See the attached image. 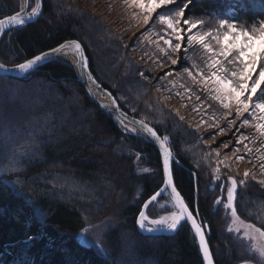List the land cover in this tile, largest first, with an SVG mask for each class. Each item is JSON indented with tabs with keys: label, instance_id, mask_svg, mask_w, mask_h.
Masks as SVG:
<instances>
[{
	"label": "trees",
	"instance_id": "16d2710c",
	"mask_svg": "<svg viewBox=\"0 0 264 264\" xmlns=\"http://www.w3.org/2000/svg\"><path fill=\"white\" fill-rule=\"evenodd\" d=\"M16 1L0 0V18L18 7ZM73 4L69 8L56 0H44L43 12L35 22L5 33L0 43V60L17 64L66 39H79L96 78L113 93L120 106L153 125L162 137H169L170 146L183 165L175 164V183L206 226L216 264H239L245 257L239 255L235 238L224 229L229 212L222 204H213L200 160L192 151L196 145L188 142L196 136L161 100L160 93L165 91L164 86H170V80L177 84L191 81L186 75L181 79L175 74L159 80L162 74L153 72L159 68L153 59L144 57L154 70L144 69L129 54L130 45H124L121 33L82 4ZM189 7L191 13L186 12V16L209 22L233 16L236 23L251 25L264 19V0H196L195 7ZM96 35L104 43L103 52L110 56L114 78L96 59ZM152 46L148 53L155 57L156 45ZM196 51L189 50L192 59L186 61V66L193 61L201 63ZM173 70L179 72L180 65ZM140 71L148 79L141 78ZM34 87L35 93L50 96L34 108L35 113L30 115L34 121L27 119L17 105L0 101V119L5 126L0 136L6 132L10 137L0 162V264H129L134 258L138 264H204L188 223L184 222L171 235H145L137 226L143 202L163 184L161 157L155 145L124 133L89 96L74 70L61 60L47 62L21 78L0 77V90L4 92L15 89L20 96ZM158 87L162 90L157 91ZM34 97L39 99L36 94ZM192 103H196L195 97ZM206 105H211L208 110L219 109L216 116L223 112L215 101L207 100ZM63 116L69 118L61 123ZM245 117L251 120L247 114ZM24 122L33 129H44L37 135L32 128L26 131ZM12 125L20 129L19 136L14 129L9 131ZM14 154L17 160L13 159ZM143 167L149 171H140ZM106 172L109 178L103 175ZM111 187L118 190L111 196L112 202L107 205L101 192L95 209L89 193H94L95 188ZM80 188L86 192H78ZM238 193V214L264 229V189L251 180ZM165 198L166 195L160 197L147 213L157 216L168 212V206H160L158 213L153 209ZM104 215H111L115 225L104 235L101 251L99 245L81 242V233L92 222L91 216ZM128 236L134 241L127 242L129 263L123 246Z\"/></svg>",
	"mask_w": 264,
	"mask_h": 264
},
{
	"label": "snow or ice",
	"instance_id": "6c2138e0",
	"mask_svg": "<svg viewBox=\"0 0 264 264\" xmlns=\"http://www.w3.org/2000/svg\"><path fill=\"white\" fill-rule=\"evenodd\" d=\"M124 3L128 7L140 10L135 15L138 19L142 17L144 25H148L154 19L153 14L155 13V20L163 29L159 33V41H162L163 45L158 41L156 42L155 57L147 52L145 55L153 59L154 66L167 69L159 77V80L164 81L175 74L181 79L186 75L188 80L191 81L190 84L187 82L177 84L174 80H170V86L164 87L169 97L173 95L179 97L184 106H187L188 101L195 97L196 103L192 104L191 111L200 117L202 125L217 129L214 134L209 135L208 139H214L215 135L224 134L236 124L238 119L244 118L240 127H254L262 138L261 145L264 146V19L251 25H245L236 23L235 17L229 16L228 18L218 19L215 22V27H208L205 20L192 18L190 15L186 16V12L191 13L189 6L195 7L196 0H124ZM38 15L37 8H32L27 17L22 15L20 11L7 15L5 18L0 19V36L4 34L6 29L24 26L27 20L36 18ZM67 49L73 50L82 72L88 69V60L86 56L82 55L84 49L81 43L73 40L60 43L57 47L33 55L32 58L25 59L23 62L15 64L14 67H6L4 63H0V77H6L12 73L30 74L52 59L67 56L69 54L66 51ZM189 49L202 52L200 56L201 63L193 61L190 66H186V61L192 59L188 55ZM178 64L180 65V71L174 73L171 66ZM139 75L143 79H148L142 71L139 72ZM88 76L89 82L96 84L99 88L100 85L92 78L91 72H88ZM159 90L158 87L157 91ZM105 94L111 97L110 92H105ZM207 100L219 104L223 109L220 116H216L215 113L209 115L208 108L211 105H206ZM103 107L118 114L125 131H134L138 126L139 130L145 133L146 138L152 140L153 143H157L161 150L163 158L162 180L165 187L143 202L136 219L140 230L150 233L156 231L175 232L179 226H182V221L190 222L195 237L199 240V248L203 253L204 261L207 264H212L209 245L205 238L206 226L202 221H198L196 210L194 208L190 210L189 204L185 203V198L182 197L181 192L177 191V186L174 184L176 161L172 151L167 146L170 144L169 137L164 135L161 139L158 131L154 127H150L144 119L138 121L134 118L128 119L127 124L132 125V128H128L127 124H124L126 114L119 111V105L115 98H112L111 105H104ZM245 114L251 117V120L246 118ZM183 119L184 117H180L181 121ZM220 120L225 121L223 127L218 123ZM3 127L5 126L0 121V129ZM12 129L15 130L14 134L19 136L20 129L16 125H12L9 131H12ZM196 131H199V128ZM237 132H239V129H237ZM6 139H10V137H6ZM246 140H249V137L243 133L236 139L233 155L238 160L245 159L244 155H237L241 152L240 145H243L245 153L251 155L253 152L249 144L244 143ZM221 144L225 149L229 148L228 142L222 141ZM5 148L6 145L0 144V157L4 155ZM256 152L259 153L260 149H256ZM215 156L218 161L214 170L216 173L215 179L219 180L222 174L219 165L222 164L227 168L230 161L226 155L221 159L219 152H216ZM16 158L14 154L13 159ZM257 163L260 169L264 171V155L260 156ZM11 170L15 171V169ZM143 171L148 172L149 169L146 168ZM223 175L226 177V183L217 186L226 191L227 204L224 207L230 208L232 216L236 217L237 209L233 204L237 198L238 186L247 187L251 173L245 171L243 177H233L230 173H223ZM259 183L264 185V180L259 181ZM169 188L178 212L170 216H162L159 219H150L147 210ZM220 203L222 201L217 200V204ZM244 227L254 231L260 237H264V231L261 228H255L254 225H244ZM89 231V229H84V233H89ZM250 231L245 232V237L250 236ZM84 233L81 234V242H83ZM251 238L255 239V237ZM250 251L258 254L260 258L256 260V264H261V261H264V246L257 247L253 244L250 246ZM251 259H256V257L252 256Z\"/></svg>",
	"mask_w": 264,
	"mask_h": 264
},
{
	"label": "rangeland",
	"instance_id": "374dc122",
	"mask_svg": "<svg viewBox=\"0 0 264 264\" xmlns=\"http://www.w3.org/2000/svg\"><path fill=\"white\" fill-rule=\"evenodd\" d=\"M31 1L32 2H31L30 9L34 8L35 3H36V0H31ZM56 1L62 6L65 4L64 7L68 6L69 8L71 5L75 6L73 2H76V3L78 2L82 4L83 7L88 9L90 12L95 13L96 16L100 17L101 21L106 22L110 28L117 30L119 33H121L124 36V39H123L124 45H128V44L130 45L131 53L129 54L136 57L135 60L139 61V64L143 65L144 69L146 70L150 69L152 71L154 70L151 62H149L144 57H146L145 53L146 52L148 53V50L151 47H153L152 46L153 44L156 45L157 41L161 45H163V42L159 41V33H161L163 29H162V26L159 25L158 21L155 20V13L153 14L154 19L150 21L148 25H144L142 23V17L138 19L136 18V15H135L136 13H139L140 10L128 7L124 3V0H56ZM16 2L18 4V7L15 10L20 8V5H21L20 0H17ZM201 19L205 20L208 27H215V22L218 21V20L216 21L213 20L209 22L208 19H205V18H201ZM100 39H101L100 36L98 35L95 36L96 43H94V46H95V52H96V59L99 62V64H101L102 69L105 70L106 73L108 72L110 77H113L114 69L109 64L110 56L107 53L103 52L104 43L100 42ZM199 54L201 55L202 52L197 50L195 52L197 59L200 58ZM171 67L173 68L175 66H171ZM166 70L167 69L163 67H159L157 70H154L153 72L159 75V74H163ZM34 90H35V87L32 88V90L24 91L19 96L17 93L14 92L15 89L11 92L8 90L4 92V90L1 89L0 95L3 98H0V101L2 102L5 100L9 101V103H12V107L14 106V104L17 105V109H20L25 114L27 119L30 118V121L31 120L34 121V118H32V116L30 117L32 113L33 114L35 113L34 108L38 105L39 102H41L43 98L50 97L48 96V94L47 95L41 94L40 91L35 93ZM32 91L34 93H32ZM35 94L39 96V99L34 97ZM160 96L164 104L172 111V113L176 114L179 120H180V117H184L183 121L181 120L180 121L184 123V125H186L187 128L190 129V131L195 133L196 138H194L193 141H188V142L192 144L195 143L194 145H196V148H194V150L192 151L197 156V158L200 160L198 161L200 164V170L202 171L203 179H205L206 183L209 185L208 186L209 191L211 192L210 197L213 199V204L218 205V206L222 204L223 207L225 204H227L226 191L222 187L217 186V185H223L226 183V177L223 175V173H230L233 177H243L244 172L248 171L251 173L249 177V181L251 180L255 181L261 189H264V185L259 183V181L264 180V171L260 169L259 164L257 163V161H259L260 156L264 155V146L261 145L260 141L262 138L256 132L254 127L252 126L240 127L242 120H243V118H240L236 121V124L231 129L226 131L224 134L215 135L214 139H208L209 135L214 134L217 131V129L208 128L201 124L200 117L191 111L193 99L191 101H188L187 106H184L181 103V100L179 97L175 95L169 97L167 95L166 90L165 91L162 90L160 93ZM217 110L219 109H216L215 107L214 110L213 109L208 110V113L209 115H211L212 113H215ZM177 113H179V115H177ZM67 117L69 118V116H66V117L63 116L60 122L63 123L64 121H66L68 119ZM16 118L19 119V116L17 115ZM0 121H2V119H0ZM218 123L223 127L225 121L221 120V121H218ZM24 127L26 131L32 128L27 122H24ZM198 128H199V131H196ZM2 129H0V131ZM43 129H44V126L43 127L41 126L40 129L36 130L32 128L31 131L33 130L35 134L39 135V133ZM237 129H239V132H237ZM244 129L245 131H243ZM241 133L249 137V140L244 141V143H248L249 147L253 149L252 154L249 155L245 153L243 149V145H240L241 152L238 153L237 155H244L245 156L244 160H238L236 156L233 155V151L236 146V139ZM6 137H7L6 132H3L2 135L0 136V144L4 145L8 142L9 139H6ZM253 138H254V142H253ZM222 141L228 142L229 148L225 149L221 144ZM256 149H260V152L257 153ZM210 151H211V154H210ZM216 152L220 153L221 159H223L226 155L230 161V165L227 168H225L224 165L222 164L219 165L221 173H222L220 175L219 180L215 179L216 173L214 171L218 164V161L215 156ZM1 160H2V157H0V162ZM144 169H146V167L140 168V171H143ZM108 174L106 172L103 175L108 177L109 176ZM240 187L241 186H238V189ZM83 190L84 188L83 189L80 188L77 191L82 192L84 194V192L86 191H83ZM93 191L94 193H89V192L88 193L93 198V201H95V209H96V203L100 199L99 195L101 192L103 194L102 197L105 199V202H107V205H108V203L113 199L111 196L115 194L118 190H115L113 187H111L110 190H101V189L96 190L95 188L93 189ZM238 194L239 193L237 190V195ZM217 200L222 201V203L217 204ZM235 202L236 200L234 201V204H233L234 207L236 206ZM253 203L254 205L257 204L255 203V201ZM160 206L161 207L168 206L170 207V210L165 213H159V215L157 214V216L147 213L150 219H159L160 217L168 215L169 213L177 210L171 198V195L169 193L166 194V198L163 199L162 202H159L153 208L154 211L157 212L156 210L160 209ZM218 206H215V207L217 208ZM257 209H260V207L258 206ZM226 211L229 212L228 213L229 218L227 217L229 222L225 220L224 229L226 230V233L232 235V238H235L234 240L236 243L233 241L232 242L238 248L239 255L241 257H245L239 264H256V260H259L260 258L258 254L250 251V246L253 244H255L257 247L264 246V237H260L254 231H250L246 229L244 225H254L255 228H261L262 231H264V229L257 224L249 223V221L243 219L238 214V212H237V216L233 217L231 214L230 208H226ZM90 218L92 222L88 224L85 228V229H89L90 231L89 233H84V231L82 232L84 233L83 240L88 244L97 245V246L99 245V247L101 248L100 250L103 251L104 250L102 246L103 237L107 232H109L110 229L114 227L115 220L113 221V218L111 215H106V216L104 215V217L102 218L91 216ZM237 229H239V231H237ZM246 231H250L249 237H245ZM251 237H255V239H252ZM127 242L134 244L133 243L134 241L131 240L128 236V240L123 244L124 248H126L127 250V253H124V255H125L126 261H128L129 263V260H130L129 257L131 258V256L128 255V249L130 250V248L127 245L128 244ZM252 256H255L256 259H251ZM134 259L129 264H138L137 258H134ZM146 264H149V262L148 263L146 262ZM261 264H264V261H261Z\"/></svg>",
	"mask_w": 264,
	"mask_h": 264
},
{
	"label": "water",
	"instance_id": "95a60500",
	"mask_svg": "<svg viewBox=\"0 0 264 264\" xmlns=\"http://www.w3.org/2000/svg\"><path fill=\"white\" fill-rule=\"evenodd\" d=\"M20 1H21V5H20V8H19L17 11H20L22 15H24L25 17H27V16L31 13V11H32V9H30V0H20ZM34 8H37L38 11H39V15H38V17L33 18V19H30V20H27L26 24H28V23H32V22H35V21L41 16L42 11H43V8H44V0H39V2H38V0H36V3H35ZM17 11H15V12H13V13H11V14H8V15L15 14ZM6 16H7V15H6ZM6 16H3V17L0 18V19L5 18ZM10 29H11V28L6 29V31L4 32V34H3L2 36H0V43H1V41H2V39H3V37H4V35H5V33H6L8 30H10ZM73 40L78 41V42L81 43V45H82V47H83V49H84L82 55L86 56V58H87V60H88V69H86V70H84V71L82 72V71H81V68H80V65H79V63H78V59H77V58H76V66L72 65V64L69 63L67 60H65V59H63V58H61V57L58 58V59H52V60H61V61H64L66 64H68V65L74 70V72H75L76 75H77L78 80L83 84V86L85 87V90L87 91V93L89 94V96H90V97L93 99V101H94V102L100 107V109H101L102 111H104V113H105L108 117H110V118L115 122V124H116V125H117V126H118V127L124 132V133H127V134H133V135L140 136V137L144 138L145 140H147V141L153 143L152 140L146 138L145 133H143L142 131H140L138 126H137V128H136V130H138V131H131V132H127V131H125V130H124V126L121 124V122H120V120H119V118H118V114H117L116 112H114V111H109V110H107V109H105V108L103 107L104 105H111V104H112V98H115L116 101H117V104L119 105V111L124 112V113L126 114V117H125V119H124V124H127L128 119H133V118H134V119L137 120V121H138V120H141L140 118L134 117V116L130 115L129 113H127V112H126V111L120 106V103H119L118 99L113 95V93H112L108 88H106V87H105V86H104V85H103V84H102V83L96 78L95 74L93 73V71H92V69H91V60H90V57H89V55H88V53H87V50H86L84 44H83L79 39H76V38L66 39V40L62 41L61 43H66V42H70V41H73ZM59 44H60V43H59ZM59 44H58V45H59ZM58 45H56V46H54V47H57ZM54 47H52V48H54ZM50 49H51V48H49V49H47V50H45V51H48V50H50ZM45 51H43V52H45ZM66 51L69 53L68 55H73V56H74V54H73V50H72V49H67ZM38 54H39V53H38ZM29 58H32V56L29 57ZM27 59H28V58H27ZM52 60H50V61H52ZM23 61H24V60H23ZM23 61H21V62H23ZM21 62H19V63H21ZM0 63H2V62L0 61ZM44 64H46V63H44ZM44 64H43V65H44ZM5 66H6V67H14L15 64H14V65H7V64H5ZM38 68H39V67H38ZM38 68H37V69H38ZM35 70H36V69H35ZM35 70H34V71H35ZM34 71H33V72H34ZM88 72H91L92 78H94L95 81H96V83L100 85L99 88H97L96 84H92V83L89 82ZM31 73H32V72H31ZM31 73H30V74H31ZM27 75H28V74H27ZM24 76H26V75L19 74V73H12V74L8 75V77H13V78H21V77H24ZM86 82H87V83H86ZM92 86L96 87V88L98 89V91L101 92L102 94H105V92H110V93H111V97L105 94L106 97H107V99L104 100V101H103V100H100V99L96 96V94L94 93V91L92 90ZM102 90H103V91H102ZM148 124H149V123H148ZM149 126H150V127H154V126H152L151 124H149ZM127 127H128V128H132V125L127 124ZM154 128H155V127H154ZM155 130H156V128H155ZM158 134H159V132H158ZM159 135H160V134H159ZM160 136H161V135H160ZM161 139H163L162 136H161ZM153 144L155 145V147H156L157 150L159 151V153H160V157H161V162H162V164H163V158H162L161 150L159 149V145H158L157 143H153ZM167 146H168V147L170 148V150L172 151V153H173V157H174L176 163H179V164L182 165V163L179 162V160L176 158V156H175V154H174L172 148L170 147V145H167ZM182 166H183V165H182ZM162 170H163V168H162ZM174 184L177 186V184L175 183V180H174ZM163 187H165L164 184H162L161 187H160L157 191H159V190H160L161 188H163ZM157 191H156V192H157ZM177 191L181 192V191L179 190L178 186H177ZM156 192H154L153 194H155ZM166 192H169V193H170V195H171V197H172V200H173V202H174V204H175V200H174V198H173V196H172L171 189L169 188L167 191H164V192L162 193V195L165 194ZM153 194H152V195H153ZM152 195H151V196H152ZM181 195H182V197H184L182 193H181ZM151 196H149L146 200H148ZM184 198H185V197H184ZM146 200H145V201H146ZM185 203L188 204L187 201H186V199H185ZM142 206H143V205H142ZM175 206H176V205H175ZM176 208H177V207H176ZM177 210H178V208H177ZM190 210H192L191 207H190ZM196 213H197L198 221H202L201 218H200V216H199L198 211H196ZM183 223H184V221H182V224H183ZM186 223H188L189 226L191 227V223H190V222H186ZM137 226H138V225H137ZM180 227H181V226H179L178 229H179ZM138 228H139V226H138ZM139 230H140V228H139ZM191 230H192V232H193V234H194V236H195L194 229L191 228ZM140 231H141L143 234H145V235H159V234L171 235V234L176 233L178 230L175 231V232L156 231V232H151V233H150V232H147V231H142V230H140ZM195 238H196V237H195ZM205 238H206V240H207V242H208V245H209V251H210V253H211L212 264H216V260H215V257H214V254H213V251H212V248H211V245H210L209 239H208V234H207L206 229H205ZM196 240H197V243H198V246H199V240H198V238H196ZM199 249H200V248H199ZM200 253H201V257H202L203 263H204V264H207V262L204 261L203 253H202L201 251H200Z\"/></svg>",
	"mask_w": 264,
	"mask_h": 264
},
{
	"label": "bare ground",
	"instance_id": "6f19581e",
	"mask_svg": "<svg viewBox=\"0 0 264 264\" xmlns=\"http://www.w3.org/2000/svg\"><path fill=\"white\" fill-rule=\"evenodd\" d=\"M15 11H17V10H14L13 12H15ZM13 12H11V13H13ZM43 12V11H42ZM11 13H8V14H11ZM8 14H6V15H8ZM6 15H4V16H6ZM3 17V16H2ZM1 17V18H2ZM17 27H19V26H17ZM14 28H16V27H14ZM11 29H13V28H11ZM10 29V30H11ZM10 30H8V31H10ZM7 31V32H8ZM6 32V33H7ZM45 51V50H44ZM43 52V51H42ZM61 58H63V59H65V60H67L69 63H71L72 65H74V66H76V57L75 56H73V55H67V56H61ZM64 62V61H63ZM92 90L94 91V93L96 94V96L100 99V100H106L107 99V97H106V95L105 94H102L101 92H99L98 91V89L96 88V87H94V86H92ZM128 113V112H127ZM131 115V114H130ZM135 117V116H134ZM138 118V117H137ZM141 119V118H140ZM148 123V122H147ZM150 124V123H149ZM153 126V125H152ZM157 130V129H156ZM134 131H138V130H134ZM160 134V133H159ZM162 136V135H161ZM176 212H178V210H176V211H174V212H171V213H169L168 215H165V216H170L171 214H173V213H176Z\"/></svg>",
	"mask_w": 264,
	"mask_h": 264
},
{
	"label": "flooded vegetation",
	"instance_id": "af4514ba",
	"mask_svg": "<svg viewBox=\"0 0 264 264\" xmlns=\"http://www.w3.org/2000/svg\"><path fill=\"white\" fill-rule=\"evenodd\" d=\"M31 2H32V1L30 0V8H31ZM18 9H19V8H18ZM18 9H17V10H18ZM43 9H44V8H43Z\"/></svg>",
	"mask_w": 264,
	"mask_h": 264
}]
</instances>
